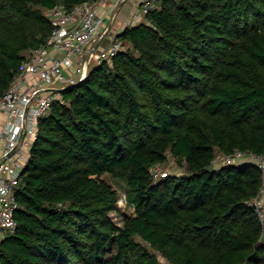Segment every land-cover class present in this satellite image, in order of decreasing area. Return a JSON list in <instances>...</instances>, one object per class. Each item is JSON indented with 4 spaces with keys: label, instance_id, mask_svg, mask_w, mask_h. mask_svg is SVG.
Segmentation results:
<instances>
[{
    "label": "trees",
    "instance_id": "obj_1",
    "mask_svg": "<svg viewBox=\"0 0 264 264\" xmlns=\"http://www.w3.org/2000/svg\"><path fill=\"white\" fill-rule=\"evenodd\" d=\"M85 1L0 0V96L46 43L45 11ZM118 37L40 119L1 264H264L262 170L214 166L216 149L264 155V0H163ZM169 153L186 172L156 180ZM107 173L135 208L122 226Z\"/></svg>",
    "mask_w": 264,
    "mask_h": 264
},
{
    "label": "built area",
    "instance_id": "obj_2",
    "mask_svg": "<svg viewBox=\"0 0 264 264\" xmlns=\"http://www.w3.org/2000/svg\"><path fill=\"white\" fill-rule=\"evenodd\" d=\"M162 1L87 0L72 9L58 5L46 10L53 25L46 43L29 51L10 87L0 96V264L2 241L18 227L17 192L40 134V119L49 115L57 101L66 102L63 90L85 80L94 65L111 60L123 49L115 21L125 4L138 5L132 17L139 23ZM125 25L132 24L127 21ZM225 157L227 164L250 161L262 170L263 184L251 205L264 227V155L236 150Z\"/></svg>",
    "mask_w": 264,
    "mask_h": 264
},
{
    "label": "rangeland",
    "instance_id": "obj_3",
    "mask_svg": "<svg viewBox=\"0 0 264 264\" xmlns=\"http://www.w3.org/2000/svg\"><path fill=\"white\" fill-rule=\"evenodd\" d=\"M137 4L139 0H136ZM138 8V5H134L131 7V11L129 14H133L136 9ZM134 9V10H133ZM46 12V11H45ZM122 12V11H121ZM121 12L119 13L117 20L115 21V26H116V31H121V28H123L125 23L128 21L131 24H137L134 17H125V18H120ZM131 16V15H130ZM131 18V19H130ZM141 22V21H140ZM120 27V28H119ZM108 42V40H105L103 44L105 45ZM226 155L220 151L219 149H216V160L214 163L215 167H220L221 165H227L225 163V157ZM186 172L185 167L171 154L169 153L167 156V159L164 163L158 164L154 169L153 173L155 176V179L158 180L162 178L165 175H180L184 174ZM104 179L112 185V187L117 190L119 200L117 202L116 209L110 213L112 219L120 226L123 225L124 219L126 216L134 215L135 214V208L134 206L128 201L127 195H128V188L126 185V182L121 179L112 176L111 174L107 173L104 175ZM138 241L142 242L146 246L149 247V249L156 253L159 258L163 262H167L166 258L163 257V255L158 252L157 250L153 249L147 242L143 241L140 237L137 236L136 238Z\"/></svg>",
    "mask_w": 264,
    "mask_h": 264
},
{
    "label": "crops",
    "instance_id": "obj_4",
    "mask_svg": "<svg viewBox=\"0 0 264 264\" xmlns=\"http://www.w3.org/2000/svg\"><path fill=\"white\" fill-rule=\"evenodd\" d=\"M131 7H133V3H131V2H129V3H127V4H125L124 5V7L121 9V16H119L120 18H125V17H131L132 18V15L133 14H129L130 13V11H131ZM134 10V9H133ZM131 15V16H130ZM130 18V19H131ZM120 28V27H119ZM124 28V27H123ZM123 28H121V30L123 29Z\"/></svg>",
    "mask_w": 264,
    "mask_h": 264
}]
</instances>
